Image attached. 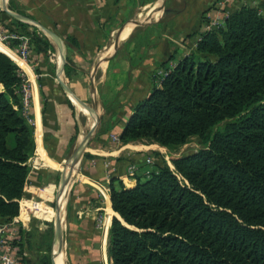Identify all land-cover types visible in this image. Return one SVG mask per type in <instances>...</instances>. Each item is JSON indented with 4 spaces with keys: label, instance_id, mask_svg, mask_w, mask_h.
<instances>
[{
    "label": "trees",
    "instance_id": "obj_1",
    "mask_svg": "<svg viewBox=\"0 0 264 264\" xmlns=\"http://www.w3.org/2000/svg\"><path fill=\"white\" fill-rule=\"evenodd\" d=\"M216 1L195 11L184 32L199 37L195 48L134 106L119 133L123 143L145 139L169 148L196 136L201 147L175 156L174 170L161 166L132 187L110 184L111 208L121 219L110 223L108 264H264V13L241 4L223 27L202 30ZM13 25L14 33L29 38L32 53L46 59L53 52L36 27ZM1 51L4 223L18 215L29 178L39 176L27 165L35 142L19 98L25 76ZM173 58L161 55V65ZM26 233L19 225L10 240L15 256L24 250ZM94 249L90 263L101 264L98 242Z\"/></svg>",
    "mask_w": 264,
    "mask_h": 264
},
{
    "label": "crops",
    "instance_id": "obj_2",
    "mask_svg": "<svg viewBox=\"0 0 264 264\" xmlns=\"http://www.w3.org/2000/svg\"><path fill=\"white\" fill-rule=\"evenodd\" d=\"M208 1L0 0V34H16L13 23L21 21L4 11L6 8L47 28L60 40V44H56L35 25L21 21L36 27L54 48L46 59L29 50L28 60L23 62L27 68L15 61L16 48L0 41V50L17 63L29 86L28 122L34 127V155L44 163L43 168L30 170L39 177L31 176L25 191L42 185L41 179L49 172L62 170L65 175L64 170L70 167V157L82 138L81 133H85L80 121L82 114L90 128L93 113L83 108L79 110L77 101L65 91L61 81L82 100L89 96L92 99L94 83L97 109L104 114L97 130L100 133L88 143L69 197V204L78 210V217L75 220L69 217L68 226H79L81 241L88 249L91 246V251L82 255V259L90 262L95 258V242L99 243L100 258H105L111 217L119 218L111 208L110 180L116 177L126 186L123 177L130 160L118 161L117 155L124 151L128 153L129 147H136L137 152L146 156L147 151L157 147L155 144L114 147L107 143L111 140L108 137L111 133L119 135L134 106L149 94L155 84V73L163 68L161 55L173 54L174 59L169 60L168 65L196 45L198 36L187 37L184 32L194 22L191 17L195 11L205 7ZM241 4L253 5L264 13V0H217L204 16L207 20L216 16L224 19L226 13ZM133 20L140 23L136 25ZM126 29L128 32L123 37ZM69 38L74 42H69ZM116 42L118 46L113 49ZM66 65L70 68L69 73L65 70ZM126 180L134 185L131 177ZM112 184L119 187L115 182ZM99 194L103 197L101 205L98 204ZM44 203L26 199L23 205L27 212L34 214V210ZM101 209L106 216L101 233H96L93 227L97 225L96 213Z\"/></svg>",
    "mask_w": 264,
    "mask_h": 264
},
{
    "label": "rangeland",
    "instance_id": "obj_3",
    "mask_svg": "<svg viewBox=\"0 0 264 264\" xmlns=\"http://www.w3.org/2000/svg\"><path fill=\"white\" fill-rule=\"evenodd\" d=\"M259 12L262 13L261 11ZM226 16L227 14L224 17L223 23L220 24L218 27H223L225 25ZM214 28L217 29V27H214ZM4 33L7 34L8 32H4ZM125 35L126 33L123 32V37ZM3 42H6L7 45H12L16 48L19 40L14 39V38H7V39H4ZM194 48L195 46L190 48L189 51L186 53V55H188L190 51L193 50ZM15 53H16V50L14 51V54ZM182 58L176 59L175 63H170L168 65L162 66L163 68L159 72L155 73V84L154 85H157L159 87L161 85L160 82L162 78L166 75L167 72L172 70ZM20 93H21V86H20V91H19V98H20ZM29 100H30V103L28 106V112L31 107V96ZM82 101L90 105L91 97L89 96L85 100H82ZM98 114L101 117H104L103 111L101 109L98 110ZM26 118L28 120L29 115ZM91 119L92 120H91L90 127L95 123V120H96V117H94V113L92 114ZM80 121L82 122V124H84V130L86 132L89 129V122L87 121L86 116L82 114V117H80ZM108 138L109 140L111 139L110 136ZM118 138H119V135H118ZM107 143L111 146L113 145L114 147L121 145V144H127V145L131 144L132 146H138L141 144L149 145L148 143H146L145 139L131 141L127 143H123L120 140H119V143L115 141L113 142L110 140ZM152 144L157 145V147L153 148L154 150L147 151L146 156H144L141 152L140 153L137 152L136 147H129L126 150L128 153H125L124 151L120 153L119 155H117L116 159L118 161L122 159L123 160L129 159L130 163L128 165H131L133 163H140L147 157L151 159L150 163L143 164L131 172L132 174L130 175V177L133 179L134 184L136 183L137 180L144 181L152 173L157 172L159 167L161 166H167L171 170H174L172 159L175 156L194 153L201 147L200 140L196 136L190 137L182 145H177V146H173L170 148L161 146L158 143H152ZM34 152H35V148L30 157L34 156ZM86 156L88 157V154H86L85 157ZM80 167L78 168V171H80ZM128 172H130V170ZM47 176L41 179L42 185H40L39 187L33 188L32 190L28 189L25 192L24 197L21 198V199L24 198V199H28L32 201H43L45 202L44 204L47 205V207H44V206H41L40 208L38 207V209L34 210V214H33L32 212H29V211L27 212L26 210L24 211L23 209H21V205H20L21 199L19 200V209H18V215H17L18 217L21 218V220L19 221V225H21L27 231L25 235V239H24V250L21 252L20 256H19V253L16 254V258L20 261L21 264H52V259H53L52 250H53V244H54V237H53L54 236V223L56 221L55 208H56V203H57L56 201L58 200L57 190L59 189V184H60V180L62 176V170L56 171V172L55 171L49 172ZM77 179L78 177L76 178V180ZM123 180L128 185V186L126 185V187L133 186L129 184V182L126 180V177H123ZM110 181L111 183L115 182V185H119L120 183H122L116 177L112 178ZM75 184L76 183L74 182L70 187L69 197H70V191L72 187H74ZM109 190H110V187H109ZM56 196H57V200H56ZM98 196H99L98 204L101 205L103 197L100 194ZM69 197H68V202H67L65 209L63 208V216H64L63 251L66 257L65 262L66 264H88V263L91 264L88 259H82V255L88 254V252L91 251V246L88 249L87 246L83 244V241H81V236H79V232L81 228L79 226L78 227L72 226L71 228H69L68 226L69 217L73 218V220H75L74 218L78 217L77 216L78 210L70 206ZM105 216L106 214H105L104 209H101V211H98L96 213L95 221L97 225L93 227L96 233H101L102 228H103L102 226L103 220ZM113 217L115 216H112L111 220ZM105 252H106L105 258H103L102 256H101L102 258H99V260L101 261V264H108L107 250H105Z\"/></svg>",
    "mask_w": 264,
    "mask_h": 264
},
{
    "label": "built area",
    "instance_id": "obj_4",
    "mask_svg": "<svg viewBox=\"0 0 264 264\" xmlns=\"http://www.w3.org/2000/svg\"><path fill=\"white\" fill-rule=\"evenodd\" d=\"M227 14V13H226ZM224 21L223 17L216 16L214 18H210L202 23V30H210L214 27H218ZM7 38H14L18 39L19 42L16 47L15 53V61L17 62H26L28 60L29 55V38L27 36H21L17 34H0V41H3ZM199 39V37H198ZM30 91L26 80L24 79L21 84V93H20V103L22 105V113L25 117H28V106L30 103ZM111 140L115 142H119L118 135L111 133L110 134ZM151 159L149 157L145 158L140 163H133L128 166L127 173L125 175L126 179L130 177L132 174L131 172L135 170L137 167L150 163ZM27 165L30 167V170L36 171L44 167L43 162L34 155L30 157L27 161ZM130 170V172H128ZM103 195V193L101 192ZM26 199H22L20 201L21 209L25 211V206L23 202ZM19 217H14L11 221L0 223V264H21L20 261L16 258L13 252V247L11 245V238L18 233L19 227Z\"/></svg>",
    "mask_w": 264,
    "mask_h": 264
},
{
    "label": "water",
    "instance_id": "obj_5",
    "mask_svg": "<svg viewBox=\"0 0 264 264\" xmlns=\"http://www.w3.org/2000/svg\"><path fill=\"white\" fill-rule=\"evenodd\" d=\"M4 11H6L9 15H11L12 17L24 21V22H30L31 24L35 25L36 27H38L45 35H47L50 39H52L56 44H60V40L58 39V37L56 35H54L51 31H49L47 28L41 26V25H37L35 22H31L29 21V19L15 13L12 12L6 8H4ZM133 22L135 24L140 23L138 20H133ZM118 46V43L116 42L115 46L113 49H116ZM61 51V50H60ZM61 59H64V55H63V49L61 51ZM61 84L63 86V88L65 89V91L74 99H77L81 104H85V102H83L81 99H79L78 97H76L68 88V86L61 81ZM89 110L92 111L93 113L96 114V120L95 123L84 133V135L82 136L81 140L79 141V143L77 144V146L75 147L72 155L70 158H72V169H76L78 170V168L80 167L84 152L88 146V143L90 141V139L97 133V130L100 127L101 124V116L98 114L97 111V104H96V96H95V87H94V83H92V99H91V103L89 105ZM65 178V176H61V180L60 182ZM59 190V189H58ZM58 190H57V196H58ZM70 190V188H69ZM69 190L67 192V197H66V201H65V205H64V209L67 205L68 202V197H69ZM57 196H56V200H57ZM56 221L54 223V244H53V250H52V255L54 252L56 253H60L61 251H63V225H64V216H63V212L61 213V209L58 205V200L56 201ZM120 218V216H119ZM121 219V218H120ZM52 264H54L53 259H52Z\"/></svg>",
    "mask_w": 264,
    "mask_h": 264
},
{
    "label": "bare ground",
    "instance_id": "obj_6",
    "mask_svg": "<svg viewBox=\"0 0 264 264\" xmlns=\"http://www.w3.org/2000/svg\"><path fill=\"white\" fill-rule=\"evenodd\" d=\"M155 17H157L155 15ZM138 25V24H136ZM125 33L128 32V29H126L124 31ZM1 47V45H0ZM109 53V52H108ZM107 53V54H108ZM107 56V55H106ZM109 57V56H108ZM104 58V57H103ZM106 59V58H105ZM104 60V59H103ZM20 64L24 67V68H27L26 65L23 63V62H20ZM77 101V107L78 109L80 110V108H83L84 110L88 111V113L92 114L93 112L89 110V104H81L77 99H75ZM96 114L94 113V117ZM88 121V120H87ZM89 122V121H88ZM83 131V130H82ZM84 134L81 133V137L83 136ZM80 139V138H79ZM81 140V139H80ZM44 164V163H43ZM72 165H73V162H72V158H71V163H70V167L67 166L65 168V175L63 174V176H65V178L60 182L59 184V190H58V205L61 209V213L63 212V208H64V205H65V201H66V197H67V192L69 190V188L71 187V185L75 182L76 178L78 177L79 175V171L76 170V169H72ZM65 254H64V251H61L60 253H56L54 252L53 253V262L54 264H66L65 262Z\"/></svg>",
    "mask_w": 264,
    "mask_h": 264
}]
</instances>
